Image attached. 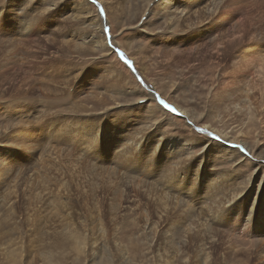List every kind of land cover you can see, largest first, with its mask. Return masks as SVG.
<instances>
[{"label":"rangeland","instance_id":"374dc122","mask_svg":"<svg viewBox=\"0 0 264 264\" xmlns=\"http://www.w3.org/2000/svg\"><path fill=\"white\" fill-rule=\"evenodd\" d=\"M212 1L215 2L177 0L179 8L186 7L189 18L171 29L168 18L156 10L158 5L154 4L159 0H97L96 5L91 3L95 9L90 13L98 18L96 27L90 16L74 10L77 1L59 0L61 5L54 6L43 0V5L52 7L51 13H43L48 7L42 9L43 5L20 13L25 25H32L37 31L29 39H16L5 31L7 25L17 22L15 9L6 11V22L2 15L0 131L6 128L9 138L0 134V156L10 169L4 177L0 175V183L9 182L0 188V264L10 262L7 251L11 250L16 264H50L49 260L53 264H87L86 256L80 252L82 240L87 244V257L100 256L106 264H206L201 239L209 232L216 237L210 251L213 264H245L250 252L264 244V227L257 233V219L254 217L251 224L247 222L244 205L240 207L242 218L235 220L238 217L232 215L233 209L219 211L216 204L232 197L233 192L239 193L236 200H242L264 182V0H224L219 6L228 15L232 14L230 9H235V19L244 21L247 28L246 38H255V48L247 51L245 44L237 42L223 56L214 53L215 47L208 40L178 42L184 36L181 24L198 20L202 29L209 27L203 14H191L187 9H205ZM10 2L0 0V6L7 10ZM228 2L229 7L225 6ZM148 3L152 11L146 8ZM110 4L112 9H107ZM100 7L105 9L106 16L99 15ZM214 20L223 23L224 28L232 26L225 20ZM109 26L115 45L143 77V87L107 46L103 29ZM94 30L102 42H94ZM126 42L131 43L130 47ZM104 48L109 49V55L102 52ZM197 50L203 52L199 57H195ZM56 63L62 66L59 71ZM116 79H120L119 83H114ZM134 90H144L152 99H139L141 95ZM157 94L182 115L163 109L155 99ZM22 96L20 109L15 99ZM3 101H7L6 106ZM183 106L195 111L198 118H192ZM77 116L82 120L79 124L85 123L88 128L86 135L76 133L80 140L73 144L62 133L55 138L54 145L41 136L35 145L38 150L27 155L23 147L12 142L23 126L41 124L45 131L47 126H74L71 121ZM99 118L109 126L98 136V148L102 149L93 148L87 153L84 142L90 139L88 133L92 130L97 135ZM112 118L121 123H114ZM187 126L199 135L204 146L196 147L193 161H183L165 181L163 177L183 157H152L151 141L162 129L161 137H187ZM199 128L207 132H196ZM226 141L244 156L233 162L215 152L212 142ZM210 145L213 146L209 149ZM203 152H207L204 157ZM13 153L21 156L23 169L18 177ZM200 158L206 161L202 179L184 178L185 169L192 171L191 165ZM254 165L260 168L256 172ZM116 179L119 188L110 186ZM92 181L95 183H89ZM173 184L184 188H175ZM214 186L215 192L207 193ZM14 199L16 208L11 206ZM165 205L168 216L163 215ZM207 210L220 216L206 234L192 233V240L181 245L183 250L177 251L169 245L165 233L154 234L147 226L163 215L164 228L175 227V231L184 232L196 214ZM94 245L96 249L92 248Z\"/></svg>","mask_w":264,"mask_h":264},{"label":"bare ground","instance_id":"6f19581e","mask_svg":"<svg viewBox=\"0 0 264 264\" xmlns=\"http://www.w3.org/2000/svg\"><path fill=\"white\" fill-rule=\"evenodd\" d=\"M2 1V0H1ZM6 1V0H5ZM74 1V0H73ZM77 1L76 7L74 8V10L78 13H81L82 15L86 14L88 16H90L92 23L90 21L91 24H93L94 27H96L98 25V18L97 16L94 15H90V13H94L92 9H95L94 6L89 3H87L85 0H75ZM211 1V0H210ZM215 2L212 1V3H210L208 6L205 7V9H201V10H197V9H187V11L194 13L195 15L197 14L198 16L200 14H203L202 16H205L207 23L209 25V27H206L205 29H202L200 25L199 21L197 20L195 23H191L189 24V22H187L185 25L181 24L184 36L182 37V41H178L180 43H189V42H193V43H199V41L201 40H208L209 41V45L215 47L214 53L219 56L222 55L223 53H226L227 50H229L231 47L234 46L235 43L239 42V43H243L245 44V46H247V51L255 48V38L249 39L246 38L245 34H246V27H245V23L244 21H241V19L236 20V15L234 13H237V11H235V9L231 10L230 9V13H232L231 15H228L224 9H218L219 6L222 5L224 0H214ZM218 1V2H216ZM232 1V0H231ZM236 1V0H235ZM4 2V1H3ZM50 4H53L54 6H58L61 5V3H59V0H49ZM194 2V1H193ZM150 3V1H149ZM149 3L147 5V9H150L151 11L153 9H151L149 7ZM190 3V2H189ZM4 4V3H3ZM67 3H65L66 5ZM188 4V3H187ZM43 5V0L39 1V0H11V2L9 3V9L5 10L3 8H5L4 6H0L2 10H0V20L2 15L4 17V19L2 21L6 22V19L8 18L7 15L5 14L6 11L9 12L10 11H15L16 10V16L15 19L17 22L13 21L12 24H9L5 27V31L7 34H9L10 36H14L16 37V39L19 38H33L37 35V31L35 28L31 26H26L23 19H21L22 15L20 14L21 12L27 10V9H37L39 7H41ZM49 5V4H48ZM48 5H43L44 9L45 7H47ZM153 5V4H152ZM154 5H158L157 7V11L158 12H163V17L165 15L166 19L168 18V20L170 21V27L171 29H175L176 26L180 25L179 21L182 20L184 21V23L188 20V15L186 11H184V9L186 7L183 8H179V5L177 4V0H159V2L157 4ZM198 5V4H197ZM203 5V4H202ZM207 5V4H206ZM50 6V5H49ZM48 6V7H49ZM194 6V5H193ZM200 6V5H199ZM224 6V5H223ZM225 6H230V3L228 2ZM8 7V6H7ZM47 7V8H48ZM93 7V8H92ZM52 7L48 8L51 9ZM58 8V7H57ZM15 9V10H14ZM41 9V10H42ZM107 9H112V5L110 4V8L107 5ZM40 11V10H39ZM47 11V12H48ZM248 11V10H247ZM50 12V11H49ZM52 12V11H51ZM50 12V13H51ZM42 13V12H41ZM39 13V14H41ZM44 13V11H43ZM73 13V12H72ZM70 13V14H72ZM37 14V15H39ZM49 14V13H48ZM77 14V13H76ZM246 14V13H245ZM75 15V13L73 14ZM40 16V15H39ZM48 16V15H46ZM76 16V15H75ZM44 17V15H43ZM70 17V16H69ZM66 17V18H69ZM162 17V18H163ZM42 18V17H41ZM74 18V17H73ZM182 18V19H181ZM214 18H217L219 21L220 20H225L228 23H231L232 26L229 27V29L224 28V24L223 23H217L215 22ZM35 19H37L35 17ZM43 19V18H42ZM50 19V18H49ZM82 19V18H81ZM86 19V18H85ZM69 20V19H67ZM36 21V20H35ZM86 21V20H85ZM164 21V20H163ZM250 22V21H249ZM38 23V22H37ZM168 28V27H167ZM187 28V29H186ZM70 29V28H69ZM76 29V28H75ZM178 29V28H177ZM180 29V28H179ZM186 29V30H185ZM169 30V29H168ZM206 30L208 31L206 33ZM249 30V29H248ZM171 31V30H170ZM219 31V33H218ZM252 31V30H251ZM41 32V31H40ZM250 32V31H249ZM180 35V34H179ZM217 36L219 37L218 39L214 37ZM94 36V42L95 43H100L102 42V40L99 38V34L97 33V30H94L93 33ZM154 36V35H153ZM162 36V35H161ZM164 36V35H163ZM166 36V35H165ZM174 36V35H173ZM178 36V35H177ZM87 37V36H86ZM158 37V36H157ZM154 38V37H153ZM167 38V37H166ZM172 38V37H171ZM162 39V38H161ZM168 39V38H167ZM158 40V39H157ZM129 47H130V42H126ZM163 43V42H162ZM189 45V44H188ZM161 46V44H160ZM183 46V45H182ZM162 48V47H161ZM176 49L178 47H175ZM167 49V47H166ZM237 49V48H236ZM109 49L104 48L102 52H104L105 55H109L110 53L108 52ZM238 51V50H237ZM172 52V51H171ZM233 52V51H232ZM203 54L202 51L197 50L196 51V55L195 57H199ZM242 53L238 54L241 55ZM245 54V53H244ZM243 54V56H244ZM38 55V54H37ZM234 55V54H232ZM235 56V55H234ZM239 58V57H238ZM57 64V63H56ZM64 64V63H62ZM221 64V63H220ZM72 66V65H71ZM145 66V65H144ZM143 66V70H146ZM58 67V71L62 68L61 64L58 63L57 64ZM52 68V66L50 67ZM71 72L74 73V71L70 70ZM69 71V72H70ZM82 71V70H81ZM116 71V70H115ZM76 72V71H75ZM108 72V71H107ZM59 72H56V74H58ZM109 73V72H108ZM112 73V72H111ZM63 74V73H62ZM67 74V73H66ZM121 74V73H120ZM55 75V74H54ZM97 75V74H96ZM63 76V75H62ZM115 76V75H114ZM123 76V75H122ZM121 75H119V78L122 77ZM101 77V76H100ZM60 78V77H59ZM70 78V77H69ZM92 79V78H91ZM59 80V79H58ZM120 79H116L114 81L119 83ZM93 81V80H92ZM102 82V81H101ZM92 83V82H91ZM95 83V82H94ZM97 83V82H96ZM104 83V82H103ZM108 83V82H107ZM40 85V84H39ZM73 85V84H72ZM71 85V86H72ZM92 85H94L92 83ZM99 85V84H98ZM117 85V84H116ZM169 85V84H168ZM102 86V85H101ZM100 86V87H101ZM65 87V86H64ZM73 87V86H72ZM105 87V86H104ZM107 87V85H106ZM123 87V86H122ZM102 88V87H101ZM138 88V87H137ZM175 88V87H174ZM68 89V88H67ZM81 89V88H80ZM96 89V88H95ZM118 89V88H117ZM125 89V88H124ZM57 90V89H56ZM99 90V89H98ZM119 90V89H118ZM101 91V90H100ZM107 92V90H105ZM113 91V90H112ZM116 91V90H115ZM137 93H139L141 95V97L139 99H143L144 101H150L152 99V97L144 90H134ZM104 92V91H103ZM126 92V91H125ZM21 93V92H20ZM19 93V94H20ZM79 93V92H78ZM113 93V92H112ZM117 93V92H116ZM120 93V92H119ZM30 94V92H29ZM81 94V93H80ZM127 94V93H126ZM132 95V94H131ZM135 95V94H134ZM75 96V95H74ZM114 97V95H112ZM143 96H148L147 99H145ZM172 96V95H171ZM24 97V96H22ZM65 97V96H64ZM79 97V96H78ZM100 97V96H99ZM60 98V97H59ZM116 98V96H115ZM175 98V96L173 97ZM72 99V98H71ZM75 100V99H74ZM182 101V100H181ZM59 102V101H58ZM135 102V101H134ZM4 105L6 106L7 101H3ZM128 103V101H127ZM15 104L17 105L18 108L23 109V103L21 102V100L19 99H15ZM134 104V103H133ZM154 104V103H153ZM152 104V105H153ZM150 105V104H149ZM148 105V106H149ZM157 105V104H156ZM61 106V105H60ZM126 106V105H125ZM128 106V105H127ZM147 106V105H146ZM129 107V106H128ZM156 108V106L154 107ZM183 108L186 110V112L194 119L198 118V114H196L195 111L189 109L186 106H183ZM157 109V108H156ZM155 110V109H154ZM66 111V110H65ZM157 111V110H156ZM131 113V112H130ZM64 115V114H63ZM114 116V115H113ZM64 117V116H63ZM84 117V116H83ZM72 118V117H71ZM81 118V117H80ZM115 118V117H114ZM73 119V118H72ZM85 119V118H84ZM113 119V118H112ZM62 120V119H61ZM114 123H121L115 119ZM79 121H82L81 119L78 120V116L74 117V119L71 121L72 124H74V126H71V124L69 123L68 125H61L62 127H53V126H47L46 127V131H49L51 129H53L51 132H46L44 130V126L41 124H34L33 126H23L18 133V138H14L12 140V142L18 146H21L24 148L25 152L27 155L29 154H33L34 152H36L38 149L35 147V145L37 143H39L40 141V137L41 136H46V139L52 142V145H54V143H56L55 138L60 134H64L66 135V138L68 137V140L72 143H75L76 141L80 140L78 135L76 133L79 134H83L86 135L85 130L88 128L87 124H79ZM63 122V121H62ZM123 122V121H122ZM60 124V123H58ZM106 128H109L108 123H103V118H99L98 121V128H97V135H94V130H92L90 133H88V135L90 136V139L87 142H84L85 144V148L84 150L87 153V150L93 149L95 148V150H101L102 148H98L100 145L97 144L98 141V136L100 135L102 129L104 130ZM187 128H189L188 133L189 136L185 137V136H173L171 135L170 137L168 136H163L161 137V135L164 133H162V130L159 132V136L156 137L154 140H152V144L150 145V149H151V156L155 157V155H159V156H181L183 157L182 161H193L191 156L195 155V148L196 147H201L204 146V142H201L198 139V136L194 131H192L191 127L187 126ZM8 129H10V127H8ZM158 129V128H157ZM224 132V131H223ZM8 132H6V128H4L3 131H0V134H2L4 137L9 138V135H6ZM225 133V132H224ZM226 135H228V133H225ZM103 135V134H102ZM38 136V137H37ZM63 137V136H61ZM113 137V136H112ZM122 137H124V139L127 138V135L125 132H122ZM167 137V138H166ZM201 137V136H200ZM166 138L165 142H162V139ZM203 138V137H202ZM201 138V139H202ZM144 140H148L147 138H145ZM210 141V140H209ZM216 141V140H215ZM67 142V141H66ZM69 142V143H70ZM247 142V141H246ZM70 143V144H71ZM72 143V144H73ZM210 143V142H209ZM214 144V148H215V152L219 153V154H223L225 156H227L230 160H232L233 162H235L237 160L238 157H242L244 155H241L239 153H237L236 150L231 149L232 147H230V144L226 141V142H220L222 144H220L219 142L215 143L212 142ZM211 143V144H212ZM71 144V145H72ZM121 145H127V144H121ZM207 145V144H206ZM213 145L209 146L210 147ZM77 147V146H76ZM79 147V146H78ZM92 147V148H91ZM121 147V146H119ZM117 149V148H116ZM70 151V150H69ZM72 151V150H71ZM124 150H122L123 152ZM74 152V151H73ZM122 152H118V154H121ZM208 152V151H207ZM205 152V153H207ZM204 152L202 153V157H204L203 154H205ZM95 155V154H94ZM113 155V154H112ZM73 156V155H72ZM77 155H75L76 157ZM81 156V155H80ZM12 157L15 159V162L17 164V168H18V173H17V177L20 173V171L23 169V166H21V156H19L16 153L12 154ZM74 157V158H75ZM92 157V155H91ZM185 157H188V159L184 160ZM82 158V157H81ZM114 158V157H113ZM239 158V159H240ZM83 159V158H82ZM97 159V158H96ZM98 160V159H97ZM112 160V159H111ZM196 160V159H195ZM246 160V159H245ZM188 161V162H189ZM198 162H194L191 166L194 167V169L192 171H189V167L187 169H185V171L183 172L184 175H187V177L184 178H188V177H193L195 180H199L202 179L203 174L205 173V167H204V162L205 159L204 158H200L197 160ZM76 164V162H75ZM80 164V163H78ZM240 164V162L238 163ZM249 166L251 164V162H248ZM6 165V161L3 157L0 156V175L4 177V174H6L9 169H10V165ZM202 165V166H200ZM191 168V167H190ZM254 171L256 172L257 170H259L260 168H258L257 165L253 166ZM90 171V170H89ZM102 172V171H101ZM181 172V171H180ZM179 172V173H180ZM96 174V173H95ZM98 174V173H97ZM100 174V173H99ZM181 175V174H180ZM76 176V173H75ZM86 177V176H85ZM92 178V177H91ZM119 181L123 178V176H119ZM93 180V179H92ZM257 180V179H255ZM91 181V180H90ZM119 181H117V179L110 185L114 188H119ZM254 181V180H253ZM9 182L7 181H1L0 183V188L3 187L4 185H7ZM91 184H94L93 181L89 182ZM263 185L264 182L262 181L261 185L259 186V188H255L254 190L250 191L251 194H248V196H246V198L242 199V200H236V196L239 193L233 192L232 197L230 198H225L223 200H220L219 202H217V206H218V210L219 211H223V210H227V209H233V216L234 217H238L235 218V220H239L242 218V213L240 211V207L241 204L244 205V207H246V211L247 212V217L246 220L247 222H249L250 224L252 223L253 218L255 217L257 220L255 222V226L257 227V233L260 231H263V227H264V189H263ZM92 186V185H91ZM96 186V185H93ZM173 186H175V188L177 187L178 189H182L184 187L177 185V184H173ZM106 189V187H104ZM2 189V188H1ZM103 189V188H102ZM110 189V188H109ZM113 189V188H112ZM217 189L216 186L212 187L207 193H214L215 190ZM263 189V190H261ZM107 190V189H106ZM115 191V190H114ZM175 193H180L179 190H174ZM175 197L177 199H179V197L177 196V194L175 195ZM14 198H17V193L14 196ZM96 199V198H95ZM94 199V200H95ZM246 200V203H244V201ZM13 201V200H12ZM32 201V200H30ZM98 202V201H97ZM5 203V202H4ZM35 203V202H34ZM95 203V202H94ZM154 203H158V201H155ZM16 201L14 199L13 203H11V206L15 207ZM10 205V204H9ZM21 205V204H20ZM33 205V204H32ZM149 205L152 206V203H149ZM17 206V205H16ZM19 206V205H18ZM17 206V207H18ZM31 206V205H30ZM11 207V208H13ZM27 207V206H26ZM34 207V205H33ZM16 208V207H15ZM28 208V207H27ZM36 208V206H35ZM30 210H32V207L29 208ZM165 209V213L163 215L168 216V207L167 205L164 206ZM243 210V209H242ZM152 215V214H150ZM163 215H160L158 217V221L156 220V222L152 223L149 222L147 223V226L150 227V230L153 231V233L155 232L156 234L158 233H165V235L168 237L167 239H170L169 245L171 244L177 251L179 250H183L184 248L181 246L184 243H188L190 242V240H192V233H200V232H204L205 234L211 229V225L213 224V222L218 219V217L220 216V213L216 214L215 212H210L209 210H207L205 213H203L202 215L196 214L195 215V219L192 223L189 224V228L184 231V232H179V231H175V227H168V228H164V221L165 218L163 217ZM245 215V214H244ZM151 217V216H150ZM181 218V217H179ZM179 218L177 220H179ZM244 221V218L243 220ZM239 222V221H238ZM146 226V227H147ZM178 226V224L176 225V227ZM248 227V226H247ZM147 230V229H146ZM145 230V231H146ZM248 232V231H247ZM154 233V234H155ZM250 234V233H249ZM149 235V234H148ZM259 236V235H258ZM77 238H79L77 236ZM216 240V237L214 235H212L210 232L208 234H206V236H203V239H201L202 241V245H203V251L206 253L207 255V262L206 264H213V256L211 254V249L213 246V242ZM264 241V239H262ZM83 242V247H80V252L81 254H84L87 258L86 263L87 264H106L104 263L101 259L100 256H89L87 257V255L85 254L86 252V242L85 240H82ZM162 242V241H161ZM62 242H59V244H61ZM165 243V242H164ZM163 245V244H162ZM186 245V244H185ZM263 243H260L259 246H257V248L255 250H252L249 254V258L247 257V261L245 264H264V255L262 254V248H263ZM166 247V246H165ZM93 249H96V246L94 245V247H92ZM8 249V248H7ZM11 251H7V255L10 256L8 257L9 263L12 264H16L15 263V256L13 255V253H11ZM81 256V255H80ZM83 256V255H82ZM15 257V258H14ZM255 259V260H253ZM258 260V261H256ZM6 261V260H5ZM57 262V261H56ZM91 262V263H90ZM8 263V264H9ZM48 263V262H47ZM50 264H53V260H49Z\"/></svg>","mask_w":264,"mask_h":264},{"label":"snow or ice","instance_id":"6c2138e0","mask_svg":"<svg viewBox=\"0 0 264 264\" xmlns=\"http://www.w3.org/2000/svg\"><path fill=\"white\" fill-rule=\"evenodd\" d=\"M91 3L93 5H96L97 0H91ZM45 13L48 11L47 8H45L43 10ZM42 14V13H41ZM99 15L100 16H106V11L103 7L99 8ZM145 19H147V17H145ZM103 34L105 36V41L107 46L113 50L114 54L117 55L118 59L132 72V74L135 76L139 86L143 87L145 85V81L143 79V77L141 75L138 74V70L134 67L133 61L128 59L125 55V53L119 48V46L115 45L114 39L112 37L111 34V27H107L105 29H103ZM18 99H23V97H19ZM155 99L157 100L158 104L161 105L163 107V109L167 110L169 113H173V114H178V115H182L179 114L177 109L170 103L166 102L163 98L160 97L159 94L156 95ZM138 103H143V101H138ZM187 123L190 125V121H187ZM196 132L199 133H205L207 132V129L204 128H199V129H195ZM211 135V134H209ZM216 139H219L218 137ZM188 159V157H185L184 160ZM183 163V161H178L171 170H169V172L166 174L165 177H163V179L166 181L168 179L169 176H171L175 170L177 168H179L181 166V164Z\"/></svg>","mask_w":264,"mask_h":264}]
</instances>
